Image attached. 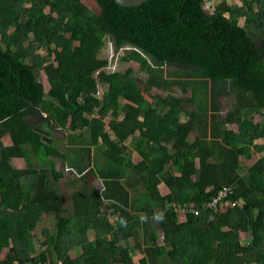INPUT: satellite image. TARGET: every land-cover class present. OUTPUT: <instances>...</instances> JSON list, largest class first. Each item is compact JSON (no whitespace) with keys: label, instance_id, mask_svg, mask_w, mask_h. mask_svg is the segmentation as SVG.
I'll return each instance as SVG.
<instances>
[{"label":"trees","instance_id":"1","mask_svg":"<svg viewBox=\"0 0 264 264\" xmlns=\"http://www.w3.org/2000/svg\"><path fill=\"white\" fill-rule=\"evenodd\" d=\"M203 1L96 0L95 12L83 0H0V264H135L133 249L143 253L140 264H264V0H220L212 14ZM107 36L144 75L90 72ZM164 64L180 70L165 74ZM141 84L169 93L150 101ZM175 86L191 96L173 94ZM107 116L114 137L104 144ZM253 152L260 154L240 172ZM50 155L77 175L93 169L101 182L72 193L70 216L66 173L54 160L44 165ZM22 156L39 171L11 177V159ZM223 186L234 205L220 211L208 203ZM189 203L198 214L182 217L178 207ZM158 211L163 222L153 219ZM44 216L56 224L42 228L40 248L32 232Z\"/></svg>","mask_w":264,"mask_h":264},{"label":"rangeland","instance_id":"2","mask_svg":"<svg viewBox=\"0 0 264 264\" xmlns=\"http://www.w3.org/2000/svg\"><path fill=\"white\" fill-rule=\"evenodd\" d=\"M220 0H204L202 2V7L205 10L206 13L208 14H212L215 5L219 2ZM83 2H85V4H87V6L89 8H91L93 11L95 12H99L100 10V6L98 5V3L96 2V0H83ZM227 3L229 4H241V0H226ZM48 10V9H46ZM227 15V14H225ZM243 18H241L239 20V23H242ZM10 32L13 31V28L9 29ZM256 45H258L261 40L260 39H255L254 40ZM0 45H1V41H0ZM126 48L127 47H120L117 48L112 37L111 36H107V41L106 43L103 45V47L100 49L98 57L96 58V60H94L93 62H91L90 64V72L92 74H97L101 69L104 70H116L117 68H119L120 70H126L127 68H133L134 69V73L138 74V75H144V72H142L140 70V65L137 61L135 60H124L123 59V55L126 53ZM163 71L165 74H169L172 72H178L179 66L178 65H169V64H164L163 66ZM40 75L43 79L44 85L46 90L49 89V83L47 81V76L45 74V72L43 70L40 71ZM139 89L141 90V92L144 94V96L148 99V100H153L155 98V96L157 95H163L166 96V94L169 93V90L163 89V88H148L145 85L141 84L139 86ZM103 89H101V93H100V97H102V91ZM173 94L177 95V96H182L184 98H189L191 96V90L190 89H185L182 90L181 88L175 86L174 88H172L170 90ZM229 95L227 93H222L219 97H218V103L221 105V110L224 113L226 110V98ZM121 102H125L124 99L121 98ZM189 102V100H185V103L187 104ZM96 110H98L99 105H96ZM190 107V106H189ZM44 116H46V113H44ZM41 118L36 115L33 114L30 116V120L33 123H38V121ZM255 121L259 120L260 117L259 115H255ZM106 122H107V128L108 131L105 134V136H103L102 140L104 144H108L110 142V140L114 137V133H113V129L115 127V124L111 118V116H107L105 118ZM264 122V118L261 117V119ZM231 128L236 129L235 125H231ZM55 134L59 135L62 137V139H64V137H66V131L64 129H56ZM3 142L5 144H10L11 140L9 138L8 135H4L3 137ZM138 138V132L137 131H133L129 137V139L127 140V144H129V146L134 148V144H135V140ZM195 138V134L191 133L188 137V139L190 141H193ZM262 140V139H261ZM62 141V140H61ZM59 143V147L61 151H64L65 147L67 146L65 144V142H61ZM131 147V148H132ZM260 153L257 152H253V154L251 155L250 158H243L241 161V165H240V172H244L246 171V168L249 166V164L251 162H253L255 160V158L258 157ZM132 157L135 161L139 160V155L137 154L136 151H132ZM31 158V157H30ZM55 159V161L57 162V166L60 167L61 169L64 168V171L66 173V177L64 179H62V181L60 182L61 188H62V196H63V200H64V204L66 206V211L63 212L64 216H70L72 213V200H71V196L72 193L77 190L80 186H82L83 184H98L100 185V179L97 177L95 171L93 169H91L89 172L86 173L85 171V175L82 177H79V175H77L74 171L69 170L68 168L65 169L64 163H63V157L62 156H49V158L47 160H45L44 165H48L49 161ZM63 159V160H62ZM62 160V162H61ZM34 161H32V159H26L24 156L22 157H13L11 159L10 162V169L9 171L12 172L11 173V177H13L15 174L21 175L23 173H33V172H38L39 168L36 167V161L35 164L33 163ZM56 164V163H55ZM160 190L162 193H166L167 192V188L166 186L162 183L160 184ZM182 217L184 216L182 213H179ZM45 218V216H44ZM110 219L113 221V217L110 216ZM184 219V218H181ZM55 224L56 221L54 220L53 223H51L50 221H48L45 218V222H42V224L39 225V227L36 228L35 231L32 232L33 238H34V242L35 244L42 248L41 243L45 240V236L42 234V228L43 227H49L52 229H55ZM95 233L93 230L89 231V237L90 238H94ZM249 240V234L248 232H245L241 234V242L242 243H246ZM132 242L134 243V240L132 239ZM133 249V248H132ZM7 248H5L2 252H0V257L3 258L6 254ZM37 252H39V249L37 250ZM80 253V249H74L71 252L72 256H76ZM130 253H132L133 255V259L135 261V264H140L139 263V259L143 256V253H141L139 251V249H133L130 251ZM24 252L22 253V255L24 256ZM250 264H256L255 262H251Z\"/></svg>","mask_w":264,"mask_h":264},{"label":"built area","instance_id":"3","mask_svg":"<svg viewBox=\"0 0 264 264\" xmlns=\"http://www.w3.org/2000/svg\"><path fill=\"white\" fill-rule=\"evenodd\" d=\"M229 192H231V189L229 187L223 186L222 188L218 189L217 193L214 196H212L211 201L208 203V205L214 207V209L218 208V210L220 211H223L229 205H234V202H230L229 200L225 199L227 193ZM178 211L183 215H185L187 212L198 214V209L196 208L194 203H189L186 205L179 206ZM40 264H51V263L43 262Z\"/></svg>","mask_w":264,"mask_h":264},{"label":"clouds","instance_id":"4","mask_svg":"<svg viewBox=\"0 0 264 264\" xmlns=\"http://www.w3.org/2000/svg\"><path fill=\"white\" fill-rule=\"evenodd\" d=\"M68 169L71 170V168H68ZM142 219H144V218L142 217ZM153 219L156 222H163L165 219V213L163 211L154 212ZM120 223H121V225H126L127 221L124 218H121ZM60 262H62V261H59V263ZM60 264H62V263H60Z\"/></svg>","mask_w":264,"mask_h":264},{"label":"water","instance_id":"5","mask_svg":"<svg viewBox=\"0 0 264 264\" xmlns=\"http://www.w3.org/2000/svg\"><path fill=\"white\" fill-rule=\"evenodd\" d=\"M145 1L147 0H115V2L121 6H137Z\"/></svg>","mask_w":264,"mask_h":264},{"label":"crops","instance_id":"6","mask_svg":"<svg viewBox=\"0 0 264 264\" xmlns=\"http://www.w3.org/2000/svg\"><path fill=\"white\" fill-rule=\"evenodd\" d=\"M10 140H11V139H10ZM52 160H54V162L56 163V164H55V168H56V169H57V168L60 169V168L57 166V162L55 161V159H52ZM35 161H36V160H35ZM35 161L33 162L34 164H35ZM52 165H53V164H51V163L49 162V168H51ZM36 167H38V166L36 165ZM38 168H39V167H38ZM39 169H40V168H39ZM89 171H90V169H88V170L86 171V173L89 172ZM84 173H85V172H84ZM84 173H83V174H80V175L78 174L79 177L84 176V175L86 174V173H85V174H84ZM65 177H66V176H65ZM63 179H64V178H63ZM61 181H62V180H61Z\"/></svg>","mask_w":264,"mask_h":264}]
</instances>
